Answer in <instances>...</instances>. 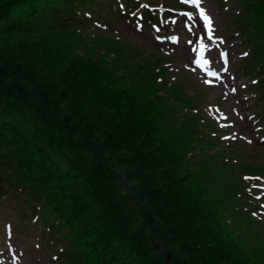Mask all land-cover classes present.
I'll list each match as a JSON object with an SVG mask.
<instances>
[{
  "label": "rangeland",
  "instance_id": "1",
  "mask_svg": "<svg viewBox=\"0 0 264 264\" xmlns=\"http://www.w3.org/2000/svg\"><path fill=\"white\" fill-rule=\"evenodd\" d=\"M23 1L0 0V137L9 145L24 146L26 159L54 174L59 187L70 192L69 204L79 208L89 228L98 231L99 250L107 253L110 264H239L223 246L231 238L241 245L237 230L229 228L231 238L216 234L209 214L217 192L231 188L225 179L233 178L200 167L189 168L187 175L181 173L161 144L172 140L183 144L189 133L178 125L164 131L146 130L141 123L144 116L135 110L134 102L109 91L118 87L109 84L108 90L109 73L129 71L136 78L139 75L132 70L148 64L149 57L90 37L74 41L67 32H30L24 24L30 7ZM48 1L35 0L33 8L43 9ZM219 19L226 24L224 17ZM21 20L23 32L18 29ZM245 20L251 22L247 16ZM252 21L264 22L261 8L253 10ZM218 26L223 33L222 25ZM121 30L129 42L138 40L143 50L153 49L148 36L133 34L127 27ZM260 43L264 44V38ZM179 50L182 56L186 54L182 47ZM177 89L169 98L188 106ZM171 103L168 100L164 105ZM257 158L247 152L236 167L246 162L257 166ZM228 168L232 170L223 169ZM245 172L240 169L241 174ZM18 204L20 211L29 208V204ZM9 218L17 220L14 214ZM13 232L24 252V263L43 264L42 249L51 250L44 243V233L20 222L14 224ZM123 239L128 243L120 247ZM255 241L246 240L245 246H252L243 250H263ZM35 243L39 248L34 250ZM92 250L86 241L76 255L66 252L61 260L84 264ZM258 259L264 263V251Z\"/></svg>",
  "mask_w": 264,
  "mask_h": 264
},
{
  "label": "trees",
  "instance_id": "2",
  "mask_svg": "<svg viewBox=\"0 0 264 264\" xmlns=\"http://www.w3.org/2000/svg\"><path fill=\"white\" fill-rule=\"evenodd\" d=\"M34 1L35 0L23 1L24 3L27 2L30 7V13H25L26 16H24V24L29 28L30 32H40L44 35L51 34L56 31L63 32L65 34L67 32L70 33L74 41H78L84 37H87V39L89 38L88 34L77 32L78 25L75 21L76 10L85 7L86 3L95 2L96 0H49L44 5V8L40 10H38V7L33 8L35 4ZM254 2L256 4H254ZM256 6L261 8V15L264 17V0H253L251 10L246 15L248 20L251 22L244 19V23L246 22V25H249L250 27L256 23L255 27L264 31V22L261 23L252 21L253 10ZM21 21V26L19 25L18 27L17 25V27L21 32H23V20ZM95 37V39H90L97 42L108 43L110 45L112 44L113 46H122V44L116 42L114 37L111 35H106V37ZM105 82L108 84V90L109 84L111 88L118 87L116 90H109L113 92V95H122L123 97L130 98L134 102L135 106H137L135 107V110L141 111L140 113L144 116L141 121L143 124L142 126H144L143 128L151 130L152 132L165 130V126H163L165 119H162L161 116L154 114L153 108L155 104L150 99L152 94L143 82L139 81V78L130 77V72L124 71L121 73H109ZM102 85H104V82L101 81V86ZM161 109L162 107L160 108V111ZM0 140L3 141L0 142V196H6L9 194L15 195L26 189L28 192L25 195L30 203L41 201L42 210L45 215L53 220L62 222L60 227L67 228L71 231L67 236L66 241L69 242L73 249H75V255L77 254V251L85 245L86 241H88V244L92 245L93 250L89 252L90 258L85 261L84 264H110L111 261L108 258L107 253H102L99 250L100 237L98 231L94 228H89L88 224L83 219L84 216L80 215L81 212L79 208L77 209L69 204V199L71 198L69 195L70 192L68 191V193L67 189L64 187H59L53 179L54 174L52 175L51 172L46 171L43 166H36L33 161L27 160L23 152L25 149L24 146L21 144H17V146L9 145L5 142L6 139L4 137H0ZM172 141L163 142L161 145L164 147L168 159H170L171 162H175L179 166V171L181 173L184 172L187 175L191 166L188 164H180L176 154L181 159L183 155H180L176 149L183 146V150L187 151L193 147L192 142L188 141V143L184 142L183 144L177 142L178 147H176L175 142ZM170 142L172 147L168 145ZM25 146H27L26 143ZM162 158L164 159V156ZM4 174L9 175L11 178H6ZM185 174L184 176L187 178ZM15 177L17 179L13 180ZM29 182L32 184L30 185ZM26 196L24 197L26 198ZM227 197L228 194L225 198ZM209 214L212 218L216 234H221L227 238H231L228 234L230 230L229 228L239 231L244 223L252 220L249 216L242 214L234 219L235 222H219L216 220V214L213 212L211 206L209 207ZM220 226H224V228L220 230ZM248 227H252L251 224ZM258 234L261 235L264 234V232H257V234L252 237L256 240V245L259 244V246H264V236L262 237L261 235L260 239ZM192 235L193 233H191V236ZM246 236L240 237L241 245H238L236 240L231 238L230 244H223V246L226 247V251L230 257L236 259L239 264H241V262L243 263V260L247 263L255 260L257 262L256 264H264L263 261L258 259L259 252L261 251L260 249L251 253L244 251L248 245L252 246V244L245 246L247 240ZM127 243L126 239H123L118 244L121 247L125 246ZM212 256L215 257L216 254L213 253ZM240 257H242V259Z\"/></svg>",
  "mask_w": 264,
  "mask_h": 264
},
{
  "label": "snow or ice",
  "instance_id": "3",
  "mask_svg": "<svg viewBox=\"0 0 264 264\" xmlns=\"http://www.w3.org/2000/svg\"><path fill=\"white\" fill-rule=\"evenodd\" d=\"M182 2H185V3H187L188 2V0H182ZM191 3L193 4V5H195L197 8H201V10H200V12H199V15H200V17L204 20V22H205V27L207 28V29H209V36H208V39L209 40H211L212 39V36H211V34H210V32H211V19H210V17L208 16V15H206V13H205V11H203L202 10V0H191ZM206 63V62H205ZM205 83H209V81H205Z\"/></svg>",
  "mask_w": 264,
  "mask_h": 264
},
{
  "label": "water",
  "instance_id": "4",
  "mask_svg": "<svg viewBox=\"0 0 264 264\" xmlns=\"http://www.w3.org/2000/svg\"><path fill=\"white\" fill-rule=\"evenodd\" d=\"M169 260H170V257L168 256V257H167V261H169Z\"/></svg>",
  "mask_w": 264,
  "mask_h": 264
}]
</instances>
